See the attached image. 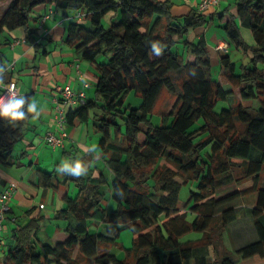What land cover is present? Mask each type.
Masks as SVG:
<instances>
[{
	"label": "trees",
	"instance_id": "trees-1",
	"mask_svg": "<svg viewBox=\"0 0 264 264\" xmlns=\"http://www.w3.org/2000/svg\"><path fill=\"white\" fill-rule=\"evenodd\" d=\"M0 2H8L0 16V37L22 30L33 48L39 34L32 14L38 8L75 11L77 20L89 25L73 21L66 27L65 44L93 67L95 76L93 98L69 111L66 121L91 117L100 136L97 149L111 175L110 181L65 171L62 185L72 183L77 190L76 198L65 196V207L54 214L65 227L56 228L50 243L38 250L32 237L40 217L24 225L15 219L12 245L0 264H264V0H232L218 13L183 15L172 0ZM108 15L113 19L104 27ZM214 19L224 41L247 60L237 68L226 50L213 52L227 89L211 77L212 51L202 33ZM240 27L249 30L253 45L243 41ZM191 33L196 42L188 40ZM154 43L162 49L159 54ZM3 45L0 68L6 65ZM9 80L7 74L3 82ZM164 89L175 95L155 125L151 115ZM130 92L141 99L137 109H123ZM24 97L27 104L31 98ZM219 102L229 106L216 112ZM32 117L29 107L14 123L0 120L1 166L14 165L11 155ZM39 179L47 187L54 176L43 172ZM231 185L234 192L216 196ZM186 186L189 198L181 210L179 196ZM107 194L111 210L104 206ZM251 196L257 241L230 254L222 243L237 216L231 204ZM125 230L132 235L128 249L117 242ZM191 233L201 237L183 240Z\"/></svg>",
	"mask_w": 264,
	"mask_h": 264
},
{
	"label": "crops",
	"instance_id": "crops-1",
	"mask_svg": "<svg viewBox=\"0 0 264 264\" xmlns=\"http://www.w3.org/2000/svg\"><path fill=\"white\" fill-rule=\"evenodd\" d=\"M201 1L172 0L177 14L180 15L191 10H195L197 13ZM231 3L232 0H222L217 8L207 10L205 14L218 13ZM51 9L53 14L45 20L39 29L40 18L48 15ZM32 16L36 22L38 20L39 35L36 38L38 47L33 48L28 42H25L22 30L6 32L0 37L1 44H6L2 46L6 62L5 67L9 63H14L13 70L7 74L10 80L17 85L18 97L38 98L36 108L29 106L33 111V117L28 123L23 140L20 141V149L11 155L10 160L14 165L6 167V169L0 165V182L6 185L13 181L18 186L11 201L9 214L11 217L17 219L21 225H24L30 218L40 217L39 231L32 237L34 245L40 250L42 245L50 243L56 228H64L66 225L65 221L54 220V214L65 207L64 197L76 198L77 196V190L72 183L62 185L63 173L67 170L58 172L57 168L60 164L63 161L73 163L79 159L83 163L82 175L85 177L97 178L103 175L111 181V175L105 165V160L102 158V153L97 149L100 136L92 128L91 117L85 122L66 123L65 129L68 138L60 148L51 149L43 141L47 132H56L53 99L58 97L56 92L58 87H68L75 94L82 92L86 100L94 96L95 76L93 67L88 62L82 61L79 53L65 44L64 41L66 27L70 22L75 21L85 27L89 25L83 20H77L75 11L63 12L54 6L38 8L33 11ZM207 19H210V16ZM191 35L195 37L194 33ZM197 39L198 37L195 38V40ZM212 39L214 50L222 44L227 48L224 38L217 40L216 37H213ZM78 106H80L78 103L74 104L73 108L68 105L65 108L66 114ZM43 172L53 174L52 186L45 187L39 179L40 173ZM234 190V185L227 186L220 189L216 196H225ZM251 197V204H247L250 206L247 208L248 213L255 203V198ZM105 199H107L104 200L105 208L107 210L113 209L114 205L108 198V194ZM233 208L237 210V213L240 211L236 207ZM30 209H32L31 215L28 218L23 217L24 213ZM235 224L236 221H233L228 225L230 228L227 226L223 232L222 247L230 254L257 241L251 216L249 224L247 223L244 227H237ZM14 226L8 221L5 224L0 239V257L12 245L11 235ZM101 227L99 224L97 225V228ZM200 237V234L191 233L186 235L183 240L197 241ZM131 238V233L125 230L121 232L118 242L124 249H128L131 245ZM116 255L119 259L123 258V252H116Z\"/></svg>",
	"mask_w": 264,
	"mask_h": 264
},
{
	"label": "rangeland",
	"instance_id": "rangeland-1",
	"mask_svg": "<svg viewBox=\"0 0 264 264\" xmlns=\"http://www.w3.org/2000/svg\"><path fill=\"white\" fill-rule=\"evenodd\" d=\"M7 3L8 2H6V3H1L0 2V16H1L4 8L6 7ZM112 19H113V17L108 15L107 18H105L104 21L102 22V25L104 27H107L108 26V22H111ZM219 24H220L219 20L218 19H214L212 22H209L208 25L205 26V29L203 30L202 33H203V35L205 37L207 45L209 46V48L212 51V53L210 55L211 59H212V67H211V71H210L211 72V77L213 79H216L217 81H219L220 84L227 89L228 86L225 84V80L220 75L221 73H220V70H219V67H218V64H217V55L214 54L213 52L217 51V49H219V48L221 50L222 49L226 50L228 52V54L230 55L232 62H235L237 68L239 67V63L240 62L243 61L244 63H246L247 60L246 59H242L243 56H241V54L237 50L234 49V45L230 46L229 44H227V48H226L222 44V45L218 46L214 50V48H213L214 42H213L212 38L216 37V39L219 40L220 38H224V36H225L224 33H223V30L218 27ZM240 34H241V37H242L243 41L247 45H250V46L253 45V39H252V36H251V34H250L248 29L240 27ZM188 40H190L192 42H196L195 37H193V35H191V34H189ZM174 95L175 94H173L172 92L164 89L163 92L161 93V95L159 96V98L157 99L155 107H154L152 115H151V120H152V122L155 125H160L161 124V117L164 114V112L166 111V109L168 108V106L171 104L172 100L174 99ZM259 105H260V103L258 101H254L253 102V106L255 108L259 107ZM140 106H141V99L138 96H136L133 92H130L129 94H127V96L124 99L123 109H127L128 107H130L132 109H137ZM226 106H229V103L219 102V103L216 104L214 110L216 112H218L220 109L226 108ZM20 146H21V144L19 142L14 147V152H17L20 149ZM2 167L4 168V166H2ZM5 169H6V167H5ZM189 189H190L189 186H186L180 192L179 204H180V207L183 206L181 208V210H184L185 207H186V203H187V200L189 198ZM250 199L252 200V197L247 198V199L246 198L245 199H237V200L233 201V203L231 204L233 207H236V208H238L240 210L237 213V216H236V219H235V221H236L235 225L237 227H244L247 223L249 224L250 215H248L249 213L247 211V208H249L250 206L247 205V204L250 203ZM228 228H230V226H228ZM117 242H118V240H117ZM209 253H210V256L208 257V259H212L213 258V252L210 250Z\"/></svg>",
	"mask_w": 264,
	"mask_h": 264
},
{
	"label": "built area",
	"instance_id": "built-area-1",
	"mask_svg": "<svg viewBox=\"0 0 264 264\" xmlns=\"http://www.w3.org/2000/svg\"><path fill=\"white\" fill-rule=\"evenodd\" d=\"M222 0H202L198 6L199 12H205L210 9L217 8L221 4ZM52 14V11H49V14L43 17L39 23L40 28L42 27L45 20H47ZM79 15V14H77ZM220 49V48H219ZM223 50V49H222ZM14 68V63L8 64L3 68V71L0 72V80L3 81V78L6 77L7 73L12 71ZM57 98L54 97V122H55V131L56 132H47L44 137V143L51 149H57L63 146L64 141L68 138V134L65 129L66 121V111L65 108L69 105L73 108L74 104L78 103L79 105L84 104L86 101L85 95L80 93H73L68 87H58L56 89ZM18 96L17 85L14 81L9 80L8 82H3L0 84V97H10ZM16 182H8L3 187H0V239L3 234L5 224L7 220L10 223H14L15 218L10 216L11 212V201L17 191Z\"/></svg>",
	"mask_w": 264,
	"mask_h": 264
},
{
	"label": "clouds",
	"instance_id": "clouds-1",
	"mask_svg": "<svg viewBox=\"0 0 264 264\" xmlns=\"http://www.w3.org/2000/svg\"><path fill=\"white\" fill-rule=\"evenodd\" d=\"M153 48L157 54H159L162 49L156 44H153ZM3 71V68H0V72ZM3 81L0 80V84ZM27 97L21 98L18 96H10V97H0V120H6L9 123L16 122L23 114L29 111V106L32 108H36L38 105V98L33 97L28 100V103H25V99ZM68 170L69 175L72 176H80L83 174V163L77 159L73 163H68L63 161L60 166L57 168V171L60 172L61 170Z\"/></svg>",
	"mask_w": 264,
	"mask_h": 264
},
{
	"label": "bare ground",
	"instance_id": "bare-ground-1",
	"mask_svg": "<svg viewBox=\"0 0 264 264\" xmlns=\"http://www.w3.org/2000/svg\"><path fill=\"white\" fill-rule=\"evenodd\" d=\"M81 14V13H80Z\"/></svg>",
	"mask_w": 264,
	"mask_h": 264
}]
</instances>
